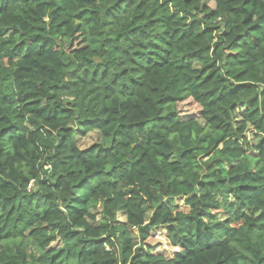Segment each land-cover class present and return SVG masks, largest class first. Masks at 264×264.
Returning <instances> with one entry per match:
<instances>
[{
  "label": "trees",
  "instance_id": "1",
  "mask_svg": "<svg viewBox=\"0 0 264 264\" xmlns=\"http://www.w3.org/2000/svg\"><path fill=\"white\" fill-rule=\"evenodd\" d=\"M0 264H264V0H0Z\"/></svg>",
  "mask_w": 264,
  "mask_h": 264
},
{
  "label": "rangeland",
  "instance_id": "2",
  "mask_svg": "<svg viewBox=\"0 0 264 264\" xmlns=\"http://www.w3.org/2000/svg\"><path fill=\"white\" fill-rule=\"evenodd\" d=\"M210 7L211 8L214 7L213 3H210ZM245 108L246 106L243 107L240 106L239 111ZM244 138H246L251 144H253L256 141V137L254 136V133L252 132L251 129L245 133ZM101 142H103V144L107 143L105 140H101V138L97 133H92L86 136L85 138L81 139L79 143H80V147L82 149H85L95 144H100ZM118 222L120 223L124 222V218L122 217L121 214L118 215ZM146 243L148 246L152 248L153 253H160L166 257H169L171 255L170 253L171 251L168 247L164 232L160 229H157L154 232H152L151 236L149 237ZM56 245L57 243L53 244L52 247H55Z\"/></svg>",
  "mask_w": 264,
  "mask_h": 264
},
{
  "label": "water",
  "instance_id": "3",
  "mask_svg": "<svg viewBox=\"0 0 264 264\" xmlns=\"http://www.w3.org/2000/svg\"><path fill=\"white\" fill-rule=\"evenodd\" d=\"M44 173L46 174L47 173V170H45Z\"/></svg>",
  "mask_w": 264,
  "mask_h": 264
}]
</instances>
